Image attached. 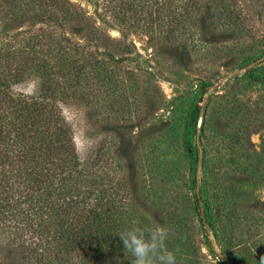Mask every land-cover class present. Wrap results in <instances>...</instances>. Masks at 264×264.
Wrapping results in <instances>:
<instances>
[{"label": "trees", "instance_id": "trees-1", "mask_svg": "<svg viewBox=\"0 0 264 264\" xmlns=\"http://www.w3.org/2000/svg\"><path fill=\"white\" fill-rule=\"evenodd\" d=\"M233 3L106 0V18L98 25L70 0H0V234H8L7 245L18 252L2 257L0 264H132L120 233L133 224L156 226L143 211L152 204L170 224L165 243L177 264L186 256L202 260L200 249L187 241L191 229L178 197L154 195L142 181L130 180L125 164L120 175L105 180L100 160L81 157L61 102L71 100L85 106L88 116L99 115L104 91L120 95L123 80L115 64L122 59L96 48L104 26H144L169 46L185 43L202 24L209 32L239 37L243 33ZM39 23L55 30L35 28ZM67 27L80 30L87 42L65 35ZM179 30L182 34H176ZM30 78L37 82L34 95L14 89ZM105 113L103 129L115 135L132 124L118 111ZM120 150L117 146L118 157ZM5 245L1 241L0 251Z\"/></svg>", "mask_w": 264, "mask_h": 264}, {"label": "rangeland", "instance_id": "rangeland-1", "mask_svg": "<svg viewBox=\"0 0 264 264\" xmlns=\"http://www.w3.org/2000/svg\"><path fill=\"white\" fill-rule=\"evenodd\" d=\"M70 1L104 23L106 0ZM233 4L239 37L209 32L202 24L188 41L169 46L144 26H104L96 48L122 59L115 64L123 80L120 95L104 91L99 115L88 116L85 106L71 100L61 102L81 157L100 160L105 180L126 165L130 180L142 181L154 195L178 197L191 229L187 241L202 257L180 256L181 264H264V0ZM41 26L55 30L44 23L35 28ZM64 32L87 42L76 28ZM14 89L34 95L37 82L30 78ZM107 110L132 124L118 135L104 130ZM143 211L156 226L170 229L158 205ZM1 241L6 245L0 260L18 253L7 245L8 234L1 233Z\"/></svg>", "mask_w": 264, "mask_h": 264}, {"label": "clouds", "instance_id": "clouds-1", "mask_svg": "<svg viewBox=\"0 0 264 264\" xmlns=\"http://www.w3.org/2000/svg\"><path fill=\"white\" fill-rule=\"evenodd\" d=\"M168 230L161 226L139 227L133 224L120 233L126 252L134 258L132 264H177V256L166 248Z\"/></svg>", "mask_w": 264, "mask_h": 264}]
</instances>
